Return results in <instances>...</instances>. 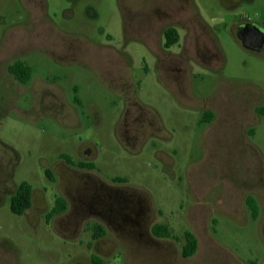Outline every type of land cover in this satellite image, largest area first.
Masks as SVG:
<instances>
[{
	"label": "rangeland",
	"instance_id": "1",
	"mask_svg": "<svg viewBox=\"0 0 264 264\" xmlns=\"http://www.w3.org/2000/svg\"><path fill=\"white\" fill-rule=\"evenodd\" d=\"M240 22L264 30V0H0V264H264V53Z\"/></svg>",
	"mask_w": 264,
	"mask_h": 264
},
{
	"label": "trees",
	"instance_id": "2",
	"mask_svg": "<svg viewBox=\"0 0 264 264\" xmlns=\"http://www.w3.org/2000/svg\"><path fill=\"white\" fill-rule=\"evenodd\" d=\"M164 48L169 49L172 46L176 45L179 42V35L175 28H167L164 33ZM8 71L11 75H13L21 84H26L30 81L31 78V70L29 67L25 66L22 62L17 61L11 64L8 67ZM78 103V101L76 100ZM210 117H207L209 119ZM70 165H74L68 156H63ZM79 168H92L90 164H82L78 165ZM32 201V187L27 182H22L17 187V190L13 196L9 199L10 211L14 215H23L28 209L31 207ZM247 206L251 210L252 218H256L257 207L252 198H248ZM66 208L65 200L62 198H56L53 207L47 214V221L52 217L59 215ZM153 233L159 237H169L170 233L168 231L167 226L165 225H156L153 228ZM104 232L100 226H97L94 233L93 239H98L103 236ZM185 244L181 250V257L184 259L190 258L194 255L197 247V242L194 235L190 232H185L183 235ZM94 264H100L101 260L97 256H93Z\"/></svg>",
	"mask_w": 264,
	"mask_h": 264
},
{
	"label": "water",
	"instance_id": "3",
	"mask_svg": "<svg viewBox=\"0 0 264 264\" xmlns=\"http://www.w3.org/2000/svg\"><path fill=\"white\" fill-rule=\"evenodd\" d=\"M246 27L240 28L238 30L237 35H236L237 39L242 43V46L245 49L261 51L262 48H259L258 46L256 47V45H259V46L264 45V32H261L260 30L255 29L257 33L256 35H251L250 33L242 35L241 31L246 29Z\"/></svg>",
	"mask_w": 264,
	"mask_h": 264
},
{
	"label": "flooded vegetation",
	"instance_id": "4",
	"mask_svg": "<svg viewBox=\"0 0 264 264\" xmlns=\"http://www.w3.org/2000/svg\"><path fill=\"white\" fill-rule=\"evenodd\" d=\"M230 23H232L231 21H230ZM231 25V24H230ZM247 25H249V26H247ZM247 26V27H246ZM244 27H246V29H244L243 31H241V34L242 35H244V34H251V35H256L257 33H256V30L255 29H258V30H260V31H264V30H262L260 27H259V25L258 24H255V23H247V22H240V24L237 26V28H236V31H235V37L237 38V32H238V30L240 29V28H244ZM238 40V39H237ZM239 41V40H238ZM240 42V41H239ZM240 44H241V46H242V43L240 42ZM259 47V48H262V50L261 51H255V50H248V49H245L243 46H242V48L243 49H245L246 51H249V52H251V53H253V54H261V53H264V45H256V47Z\"/></svg>",
	"mask_w": 264,
	"mask_h": 264
}]
</instances>
